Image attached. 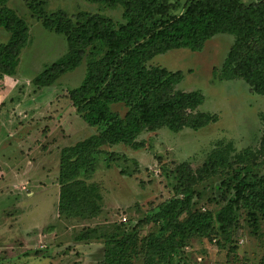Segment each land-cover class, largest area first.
Here are the masks:
<instances>
[{"label":"rangeland","instance_id":"374dc122","mask_svg":"<svg viewBox=\"0 0 264 264\" xmlns=\"http://www.w3.org/2000/svg\"><path fill=\"white\" fill-rule=\"evenodd\" d=\"M31 1L43 16L63 17L73 25L80 13L125 23L124 8L117 2L6 0L5 6L27 25L28 40L14 74H0V264H101L102 236L136 225L139 242L131 258L133 264H145L143 244L159 226L142 221L173 196L174 165L186 163L198 170L216 147L229 143L234 149L231 156L245 155L243 163L231 157L230 169L205 176L193 186L196 195L181 221L191 213L215 216L225 199L233 197L234 174L264 173V96L250 93L238 77H224L223 62L234 37L217 34L199 52L173 49L148 64L182 72L176 90L201 94L203 101L196 112L216 116V122L197 131L143 132L136 138L141 148L103 146L94 173L69 183L80 191L82 186L94 188L98 211L58 216L61 150L95 134L71 98L86 77L88 63L101 54L90 49L76 68L50 79L49 85L40 84L49 80L46 70L70 53V46L65 35L43 26V17L29 8ZM259 1L240 0L246 6ZM158 4L160 10L147 21L149 27L180 16L186 1L159 0ZM9 37L0 28V44ZM116 106L110 110L123 118L127 109ZM81 234L88 240L76 241ZM172 264H264V217L258 216L254 223L245 210L238 209L230 227L222 231L215 226L209 238L186 241Z\"/></svg>","mask_w":264,"mask_h":264},{"label":"trees","instance_id":"16d2710c","mask_svg":"<svg viewBox=\"0 0 264 264\" xmlns=\"http://www.w3.org/2000/svg\"><path fill=\"white\" fill-rule=\"evenodd\" d=\"M91 1L120 3L125 23L115 24L80 13L78 23L73 25L63 17H45L33 1L29 3L30 10L43 17V26L65 35L70 46V53L46 70L45 79L49 80L40 84L49 85L50 79L76 68L90 49L95 48L101 54L88 63L86 77L71 98L80 106L87 124L95 128V134L61 150L58 216H75L89 210L94 215L98 211L95 201L99 196L94 194V188L82 186L80 191L69 183L94 173L97 157L104 153L103 146L122 144L141 148L143 145L136 138L143 132L161 128L173 133L185 128L197 131L216 122V116L196 112L203 101L201 94L176 90L182 72L148 67L155 56L179 48L199 52L213 36L232 35L234 42L223 62L224 77H238L247 84L250 93L264 96V0L247 6L240 0H185L180 16L152 27L147 21L160 10L159 0ZM5 2L0 0V28L10 37L7 43L0 44V74L11 76L27 43L28 28ZM121 104L127 109L123 118L110 110ZM261 122L264 149V112ZM232 153L234 149L229 143L216 147L198 170L193 171L186 163L174 165L173 196L142 221L159 226L143 244L145 264H172L186 241L209 238L215 226L224 231L231 226L238 209L245 210L254 223L258 216L264 217V173H244L234 174L233 197L225 199L226 204L215 216L211 212L191 213L181 221L190 211L197 182L230 169L231 157H236L238 164L245 161L244 153L231 156ZM136 226L102 236L101 264H133L132 253L139 242ZM86 240L84 234L76 238Z\"/></svg>","mask_w":264,"mask_h":264},{"label":"built area","instance_id":"2783aa9c","mask_svg":"<svg viewBox=\"0 0 264 264\" xmlns=\"http://www.w3.org/2000/svg\"><path fill=\"white\" fill-rule=\"evenodd\" d=\"M122 221L124 222L125 221V218H123Z\"/></svg>","mask_w":264,"mask_h":264},{"label":"crops","instance_id":"0c3cea01","mask_svg":"<svg viewBox=\"0 0 264 264\" xmlns=\"http://www.w3.org/2000/svg\"><path fill=\"white\" fill-rule=\"evenodd\" d=\"M150 62H148V64H149Z\"/></svg>","mask_w":264,"mask_h":264}]
</instances>
